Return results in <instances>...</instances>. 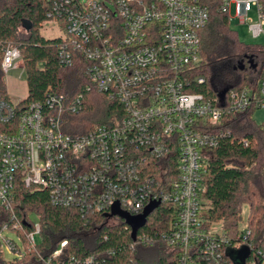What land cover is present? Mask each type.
<instances>
[{
  "label": "built area",
  "instance_id": "obj_1",
  "mask_svg": "<svg viewBox=\"0 0 264 264\" xmlns=\"http://www.w3.org/2000/svg\"><path fill=\"white\" fill-rule=\"evenodd\" d=\"M50 1L51 22L64 33L60 63L71 66L75 53L84 58L92 87L118 103L121 114L85 133L71 134L65 115L84 107V94L70 104L58 94L15 104L0 93V206L10 216L0 227L1 248L6 245L20 260L39 243L41 226L31 219L36 215L22 217L16 209L22 204L16 205L15 192L23 186L46 192L52 206L74 209L83 218H107L116 203L131 216L143 214L152 202L170 203L176 208L174 224L154 236L140 233L142 228L133 241L123 220L112 217L107 223L123 221L130 231V248L163 246L175 255L176 264H233L227 254L238 245L219 227H206L201 218L202 179L211 151L228 135L220 129L226 117L264 111V73L254 87L208 98L193 91L205 83L194 71L202 62L201 32L213 11L231 25L250 21L249 31L257 38L264 34V0ZM251 5L256 22L249 18ZM0 50L3 74L23 67L17 47L0 40ZM171 154L177 162L173 177L152 178L149 160ZM23 222L30 223L32 231L24 233ZM6 232L19 235L22 245ZM244 232L242 244L251 249ZM66 247L63 241L41 257L42 264H109L112 253L81 260L64 256Z\"/></svg>",
  "mask_w": 264,
  "mask_h": 264
},
{
  "label": "trees",
  "instance_id": "obj_2",
  "mask_svg": "<svg viewBox=\"0 0 264 264\" xmlns=\"http://www.w3.org/2000/svg\"><path fill=\"white\" fill-rule=\"evenodd\" d=\"M51 12L50 0H0V40L11 43L21 53L28 87L24 103L42 102L48 94H58L64 95L70 104L84 94V107L76 114L65 115V127L71 134L85 133L95 125L109 123L114 115L121 114V107L92 87L88 62L79 54H74L71 66L60 63L58 49L62 38L42 35L43 25L52 20ZM200 38L202 62L194 75L204 78L205 83L193 91L215 98L223 91L259 83L264 73V46L242 43L226 16L213 11ZM249 59L256 68L250 66ZM2 75L0 68V93L9 99ZM89 86L92 89L87 92ZM220 129L228 135L211 151L202 179L205 204L200 215L206 227H219L238 245L237 250L247 247L242 241L244 231L248 232L246 243L251 245V253L245 264L253 260L264 264V126L257 124L252 112H247L226 117ZM243 140L251 141L252 145L245 146ZM173 155L168 159H150L148 174L157 180L171 179L177 169ZM15 196L16 205L22 204L16 206L20 216L26 217L28 213L37 216L41 226L39 243L22 259L12 261L4 259L0 244V264H42L41 257L52 254L63 241L67 242L64 256L81 260L109 250L112 251L111 258H107L109 264L177 262L175 255L163 246L130 248V231L123 221L109 225L102 214L83 218L74 209L52 206L46 192H31L23 186L17 187ZM245 209L248 217L243 222ZM175 218L174 205L162 203L148 217L140 233L154 236L168 231ZM9 219L0 206V227ZM23 227L24 233L33 229L28 222H23ZM237 250L229 249L227 254L233 264L230 253Z\"/></svg>",
  "mask_w": 264,
  "mask_h": 264
},
{
  "label": "rangeland",
  "instance_id": "obj_3",
  "mask_svg": "<svg viewBox=\"0 0 264 264\" xmlns=\"http://www.w3.org/2000/svg\"><path fill=\"white\" fill-rule=\"evenodd\" d=\"M86 1V0H81ZM234 14V12H233ZM249 18L256 22L258 20L257 12L255 11L254 7L250 6L249 11ZM250 21H247L245 24H241L240 22H234L231 27L237 33L240 41L249 46H264V34L260 37L254 38L251 32L249 31V24ZM42 35L46 38H55V37H62L64 35L61 32L60 27L56 22H49L45 23L42 27ZM23 64V60H22ZM3 83L6 88V91L9 95L10 100L13 103H18L28 97V87H27V73L23 67H19L18 69H14L9 71L6 74L2 75ZM254 120L257 122L258 125H264V111L258 110L253 114ZM248 217V209L244 210L243 214V222L246 221ZM31 219L36 222L37 217L31 216ZM114 221H112L113 223ZM111 223V222H110ZM244 223H242L241 227L244 228ZM5 235L8 239L13 240L19 246L22 245L21 239L19 235L13 232H6ZM3 257L7 261H12L14 259V255L9 252L6 245L2 246Z\"/></svg>",
  "mask_w": 264,
  "mask_h": 264
},
{
  "label": "water",
  "instance_id": "obj_4",
  "mask_svg": "<svg viewBox=\"0 0 264 264\" xmlns=\"http://www.w3.org/2000/svg\"><path fill=\"white\" fill-rule=\"evenodd\" d=\"M249 64L250 66L254 69L256 68V64H254L252 59H249ZM241 69H244V65L241 66ZM227 91H223L219 96L221 98L224 97ZM160 206V202H152L143 212V214L139 216H131L128 213L124 212L121 210L120 206L118 203H116L112 207V212L107 216V218H112V217H118L121 220L127 224L131 230V238L132 240H136L138 232L146 225L148 217L155 211ZM250 249L248 247H244L241 250L234 251L230 253L233 255V259L235 264H245L246 260L250 256Z\"/></svg>",
  "mask_w": 264,
  "mask_h": 264
}]
</instances>
